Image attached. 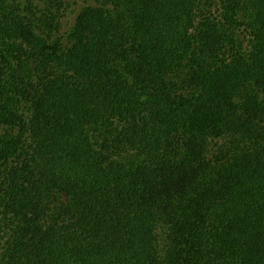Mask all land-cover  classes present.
<instances>
[{"label":"trees","instance_id":"1","mask_svg":"<svg viewBox=\"0 0 264 264\" xmlns=\"http://www.w3.org/2000/svg\"><path fill=\"white\" fill-rule=\"evenodd\" d=\"M79 1L0 0V264H264V0Z\"/></svg>","mask_w":264,"mask_h":264},{"label":"rangeland","instance_id":"2","mask_svg":"<svg viewBox=\"0 0 264 264\" xmlns=\"http://www.w3.org/2000/svg\"><path fill=\"white\" fill-rule=\"evenodd\" d=\"M7 6L18 5L30 19L34 30L48 43L70 46L68 34L78 13L91 1L79 0H4ZM1 133V132H0Z\"/></svg>","mask_w":264,"mask_h":264}]
</instances>
